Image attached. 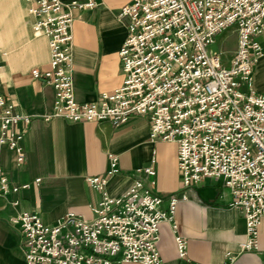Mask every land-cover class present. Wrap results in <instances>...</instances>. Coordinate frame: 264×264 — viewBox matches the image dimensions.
I'll list each match as a JSON object with an SVG mask.
<instances>
[{
	"label": "built area",
	"instance_id": "1",
	"mask_svg": "<svg viewBox=\"0 0 264 264\" xmlns=\"http://www.w3.org/2000/svg\"><path fill=\"white\" fill-rule=\"evenodd\" d=\"M26 2L31 30L46 38L44 66L29 70L53 90L52 110L42 117L117 124L132 113L144 115L149 139L175 144L181 187L201 177L221 178L230 192L228 205L243 217L240 247L255 248L256 227L264 216V94L252 90L250 79L261 52L256 36L264 30V0H129L120 5L115 16L126 18L117 49L121 83L81 102L73 98L70 75L71 11L91 8L94 0ZM230 25L236 45L224 63L207 46ZM17 120L27 122L29 115L15 111L0 93V147L12 150L16 164L23 157ZM107 159L104 175L84 177L100 191L88 217L66 210L51 223L33 211L7 218L20 234L24 264H162L155 246L158 225L166 221L174 228L176 198L169 194L161 205V197L139 175L120 193L108 195L103 186L117 166L114 154L107 153ZM135 171L154 172L150 164ZM27 186L11 182L0 165V194ZM173 241L182 256L185 238L174 234Z\"/></svg>",
	"mask_w": 264,
	"mask_h": 264
},
{
	"label": "crops",
	"instance_id": "2",
	"mask_svg": "<svg viewBox=\"0 0 264 264\" xmlns=\"http://www.w3.org/2000/svg\"><path fill=\"white\" fill-rule=\"evenodd\" d=\"M128 1L94 0L91 8L71 11L70 75L76 101L96 99L100 92L121 83L117 49L125 34L126 18H117L115 12ZM22 3L23 0H0V22L15 24L0 42L4 50V56L0 53V93L12 102L15 111L29 115L27 122L17 120L14 124L22 130V160L16 164L12 150L0 147V165L8 179L16 184L28 182L15 194H0V264H24L21 237L8 221L9 216L33 211L44 223H51L66 210L83 217L90 215L89 207L99 199L100 191L87 185L84 177L105 174L107 153L116 156L117 166L103 186L108 195L120 193L139 175L149 190L161 197V205L169 194L176 198L174 228L166 221L158 225L155 246L162 264H220L228 256L225 264H264V216L256 227V247L242 250L243 217L228 205L230 192L221 178L201 177L181 187L175 144L149 139L144 115L132 113L117 124L42 117L52 110L53 90L41 79L33 78L29 70L44 66L48 55L46 38L31 32L32 16L21 12ZM256 39L261 52L252 64L250 84L254 92L264 94V30ZM235 45L236 36L224 63ZM147 164L154 170L152 175L135 171ZM35 177L39 181L34 182ZM13 197L17 199L15 203L11 202ZM174 234L185 238L182 256L176 254Z\"/></svg>",
	"mask_w": 264,
	"mask_h": 264
},
{
	"label": "rangeland",
	"instance_id": "3",
	"mask_svg": "<svg viewBox=\"0 0 264 264\" xmlns=\"http://www.w3.org/2000/svg\"><path fill=\"white\" fill-rule=\"evenodd\" d=\"M21 9L24 14H30V11L28 10V4L26 0H23V3L21 5ZM15 26L14 23H5L0 22V42L4 40V37L6 34H8V30L10 31V27L13 30V27ZM31 30V29H30ZM34 34H39L38 32H33ZM235 32L232 29V25L227 26L223 29H221L219 32H217L214 36L212 41L208 44L207 48L209 50H215L218 51L220 54V57L223 61L224 56L227 54L228 49L232 46L234 41ZM1 45V44H0ZM0 53L1 56H4V50L0 46Z\"/></svg>",
	"mask_w": 264,
	"mask_h": 264
}]
</instances>
